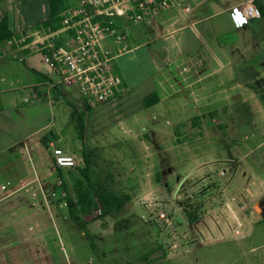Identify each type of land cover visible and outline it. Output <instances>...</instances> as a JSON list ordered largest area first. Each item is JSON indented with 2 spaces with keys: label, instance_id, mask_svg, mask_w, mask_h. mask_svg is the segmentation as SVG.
I'll return each mask as SVG.
<instances>
[{
  "label": "rangeland",
  "instance_id": "obj_1",
  "mask_svg": "<svg viewBox=\"0 0 264 264\" xmlns=\"http://www.w3.org/2000/svg\"><path fill=\"white\" fill-rule=\"evenodd\" d=\"M244 25L241 34L215 36L213 42L216 49L228 44L227 58L238 80L245 79L233 88L234 104L218 99L199 118L194 117L200 108L191 104L165 122L151 117L137 126L124 119L130 113L118 100L94 105L85 115V100L75 87H64L65 95L54 103L25 104L33 88L24 86L45 82L40 73L41 78L25 77L16 91L18 104L48 112L50 127L29 142L52 171L39 178L0 172L2 182H11L0 189V264H264V18ZM196 48V55L204 52ZM129 67L134 76L154 73L147 58ZM178 70L172 66L169 74L179 78ZM78 114L88 125L85 142ZM36 117L34 126L45 124L47 116ZM54 130L63 132L62 142L50 134ZM54 141L80 165L60 168L63 178L52 165L54 148L42 145ZM84 153L92 183L124 199L120 211L105 216L99 207L87 216L70 208L80 183L92 186L81 174Z\"/></svg>",
  "mask_w": 264,
  "mask_h": 264
},
{
  "label": "crops",
  "instance_id": "obj_2",
  "mask_svg": "<svg viewBox=\"0 0 264 264\" xmlns=\"http://www.w3.org/2000/svg\"><path fill=\"white\" fill-rule=\"evenodd\" d=\"M220 1L222 0H189L190 12L172 9L145 22L142 28L130 30V26H127L124 29L128 50L117 63L125 87L131 90L129 93L122 92L118 95V101L122 102L130 113L124 119L137 126L151 117L160 119L161 123L163 119V122L167 121L178 108L185 109L191 104L200 108L194 117L199 118L206 108L214 107L218 99L227 102L229 106L234 104L231 100L233 88L245 79L238 80V70L234 68L231 58H227L228 44L220 43L216 49L213 42L215 36L243 31L245 23H240L236 15L237 8L243 4H239L237 0H223L225 5L221 6L223 3ZM47 15L46 0H0V21L6 16L10 29L17 38L30 34L38 27L40 21L47 20ZM238 41V45L241 44ZM109 44L112 42L109 41ZM197 45L204 47V52L196 55ZM14 47L6 44L0 48V172L9 177L26 174L30 178H39L48 175L52 168L40 154L37 145L33 146L29 141L40 131L49 128L52 120L45 109L38 112L20 107L16 91L25 77L32 78L30 74L41 78L38 73L43 76L45 82L41 83L36 79L35 84L24 86L39 92L40 98L34 101L47 99L50 104L54 103L65 95L64 87H50L47 67L41 58H37L38 55H30L26 60L20 61L13 57ZM146 58L153 66L152 76L130 75L129 66L139 67ZM32 60L35 62L26 65ZM214 63L217 66L210 68ZM172 66H178L179 78L169 74ZM155 75L162 76L154 81ZM41 87L44 90H41ZM154 93L158 95L159 102L145 108L143 100ZM23 102L29 104L31 101L26 103L24 99ZM94 105L97 104L84 101L82 111L85 115L93 110ZM39 113L47 116L46 122L42 126H34ZM84 125L85 134L82 141L85 142L88 131L85 120ZM50 134L57 142L63 141L62 131L54 130L50 131ZM52 144L55 146V141L48 145L42 143L46 148L53 147Z\"/></svg>",
  "mask_w": 264,
  "mask_h": 264
},
{
  "label": "built area",
  "instance_id": "obj_3",
  "mask_svg": "<svg viewBox=\"0 0 264 264\" xmlns=\"http://www.w3.org/2000/svg\"><path fill=\"white\" fill-rule=\"evenodd\" d=\"M188 1L75 0L62 15L59 28H35L30 34L15 38L8 44L15 46L13 57L20 61L30 55L40 56L48 69L50 87H75L87 103L111 105L117 102L120 93L131 91L125 87L117 68L118 59L128 50L126 26L145 23L172 9L190 12ZM236 15L242 24L260 20L263 16L254 1L240 6ZM39 98V92L33 90L25 102ZM51 146L54 148L55 167L80 166L73 156L53 144ZM58 182L62 186L60 177ZM9 186V182L0 180L1 190H7ZM26 186L28 184L22 188ZM40 188L44 193L42 186ZM31 196L36 199L35 189ZM98 213L102 214L101 208Z\"/></svg>",
  "mask_w": 264,
  "mask_h": 264
},
{
  "label": "trees",
  "instance_id": "obj_4",
  "mask_svg": "<svg viewBox=\"0 0 264 264\" xmlns=\"http://www.w3.org/2000/svg\"><path fill=\"white\" fill-rule=\"evenodd\" d=\"M75 0H46L48 6L47 20L40 21L37 25L38 29L51 27L57 29L61 26L62 15L65 11L74 4ZM254 3L261 9L262 18H264V1L254 0ZM18 36L10 29L9 20L5 16L0 21V48L14 40ZM15 48V47H14ZM159 102V97L156 93L151 94L143 100L145 108L151 107ZM78 128L80 138L83 139L85 134L84 117L82 114L77 115ZM197 121L200 119H196ZM85 166L81 169L83 180L90 183L91 188H86L83 182L80 183L78 189V196L76 200H70L69 205L71 209H78L84 215H91L99 207L105 216L113 212L120 211L124 206V199L116 195L107 186L92 183L91 161L88 153L83 154ZM58 175L63 178L61 169H58ZM72 218L77 222L79 219L72 213Z\"/></svg>",
  "mask_w": 264,
  "mask_h": 264
}]
</instances>
